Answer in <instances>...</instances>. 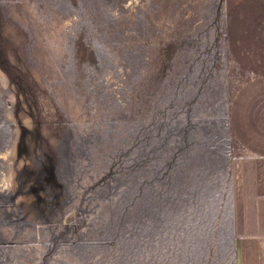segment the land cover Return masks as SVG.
Masks as SVG:
<instances>
[{"label":"rangeland","instance_id":"obj_1","mask_svg":"<svg viewBox=\"0 0 264 264\" xmlns=\"http://www.w3.org/2000/svg\"><path fill=\"white\" fill-rule=\"evenodd\" d=\"M263 50L264 0H0V264H264Z\"/></svg>","mask_w":264,"mask_h":264},{"label":"crops","instance_id":"obj_2","mask_svg":"<svg viewBox=\"0 0 264 264\" xmlns=\"http://www.w3.org/2000/svg\"><path fill=\"white\" fill-rule=\"evenodd\" d=\"M252 67H253L252 68L253 69V73L252 74L257 75V76L261 77L264 80V57H261L259 60H256V62L254 64H252ZM256 68L258 70H256ZM260 223L261 224H259L257 222L255 226L256 227H264V224L262 222H260ZM261 238H262V236H261ZM258 240H260V239H258ZM261 242H264V237L262 238Z\"/></svg>","mask_w":264,"mask_h":264}]
</instances>
